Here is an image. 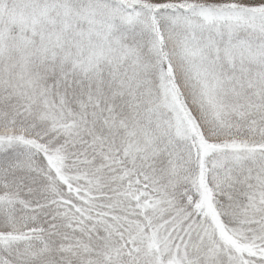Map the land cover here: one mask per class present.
Segmentation results:
<instances>
[{"label":"snow or ice","instance_id":"1","mask_svg":"<svg viewBox=\"0 0 264 264\" xmlns=\"http://www.w3.org/2000/svg\"><path fill=\"white\" fill-rule=\"evenodd\" d=\"M0 264H264V0H0Z\"/></svg>","mask_w":264,"mask_h":264}]
</instances>
